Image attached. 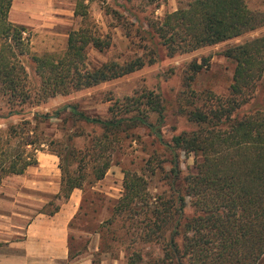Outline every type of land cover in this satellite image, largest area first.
<instances>
[{
  "label": "trees",
  "instance_id": "trees-1",
  "mask_svg": "<svg viewBox=\"0 0 264 264\" xmlns=\"http://www.w3.org/2000/svg\"><path fill=\"white\" fill-rule=\"evenodd\" d=\"M12 1L0 0V29L5 38L0 49V98L11 108L10 114H20L17 106L97 86L145 65V60L137 57L123 64L111 61L91 67L88 46L104 51L111 40L85 26L69 33L62 55L32 54L40 77L35 90L21 60L30 54L23 36L27 27L8 19ZM75 15L87 23V5L81 0ZM149 25L174 55L255 30L264 25V13L250 9L246 0H190ZM224 53L237 63L229 96L211 93L207 99L200 97L202 104L195 106L193 101L181 108L197 128L168 141L162 130L166 106L161 95L152 90L122 101L110 98L109 118L91 115L78 103L64 104L54 115L37 114V122L68 114V118L97 125L103 131L82 148L72 143V135L52 149L60 158L61 187L40 213L54 215L60 209L56 200H68L75 189L84 191L103 179L111 167L112 149L124 135L145 128L166 151L164 161L170 171L164 179L168 187L153 195L146 178L126 171L124 194L113 210L109 227L120 223L126 233L123 235L129 234L136 245L127 264H264V107L242 116L237 113L264 80V35L229 47ZM205 61L190 63L187 86L208 66ZM152 113L157 115L155 122L150 118ZM31 123L8 124L6 135L0 134V183L38 164L37 157L28 152L29 145L40 141L36 134L31 138L29 132L36 133ZM183 153L197 157L195 171L185 177L180 161ZM150 169L155 173L157 168L150 164ZM146 243L158 244L162 257L149 254L145 262L142 247Z\"/></svg>",
  "mask_w": 264,
  "mask_h": 264
},
{
  "label": "rangeland",
  "instance_id": "rangeland-1",
  "mask_svg": "<svg viewBox=\"0 0 264 264\" xmlns=\"http://www.w3.org/2000/svg\"><path fill=\"white\" fill-rule=\"evenodd\" d=\"M78 1L48 0L46 5L54 10L50 11L46 22L25 25L27 29L23 36L30 54L26 53L21 60L29 72L32 88L36 90L40 86V77L35 72L32 54L62 55L67 49L69 33L85 26L93 29L102 38L111 40V46L104 51H99L93 45L88 46V63L91 67H98L111 61L123 64L137 57H142L145 65L130 74L97 86L68 95H57L41 103L35 101L15 107L20 114H10L11 108L0 98V134L6 135L10 124L32 122L29 126L36 129V133L29 132L30 136L32 138L36 134L40 141L34 146L29 145L28 152L35 157L41 152L53 151L52 149L59 147L57 144L59 141L64 142L72 138V135V143L82 148L86 144H91L95 137L103 132L97 125L68 118V114L60 118L51 117L44 122H37L39 120L35 119L37 114L54 115L56 110L67 103H78L81 109L91 115L109 118L110 98L122 101L136 93L152 90L161 95L166 106L167 118L162 130L167 141L176 134L196 129L197 125L183 114L181 108H185L193 101L195 106L200 105L204 102L200 97L207 99L211 93L228 97L234 83L237 63L225 55V50L264 35L263 25L223 42L171 55L149 24L151 20H162L168 13L190 0H81L87 5L89 13L87 23L82 16L75 15ZM246 2L250 9L264 13V0ZM4 41L0 29V49ZM196 60H206L208 66L198 72L187 86L185 78L189 65ZM263 107L264 80L259 82L252 99L242 105L237 113L242 116ZM150 116L155 122L157 115L152 113ZM52 140L55 143L50 144ZM166 157L164 147L156 141L149 130L139 128L131 131L130 136L124 135L123 141L112 149V163L106 176L94 186H87L84 191L82 189L79 191L82 195L81 205L70 222L71 256L59 264H127L128 256L136 245H133V239L129 234L127 237L123 235L126 233L120 223L109 227L113 210L124 194L126 171L146 178L149 192L156 195L168 187L167 180L164 179L166 172L170 171L169 163L164 161L167 160ZM180 161L183 177L195 171L197 157L194 154L183 153ZM59 164L60 158L55 168ZM150 164L156 166L155 173L150 169ZM51 166L52 164L50 168ZM57 174L61 179L60 167ZM13 176L5 177L0 183V197L4 204L1 206L2 210H5V185L12 188L8 182L13 180ZM16 187L17 185H14V188ZM26 201L27 203L21 204V207L31 216H35L44 208V205H39L37 199L26 198ZM62 201L64 200H56L60 205ZM51 208L52 206L46 207V210ZM2 218L5 221V217ZM28 220H30L28 217L24 221L20 219V223L27 225ZM1 228L5 231V225L0 219ZM4 243L5 233H0V246ZM130 244L133 245L131 248ZM142 248L146 253L145 262H148L149 254L156 258L163 255L158 244L146 243Z\"/></svg>",
  "mask_w": 264,
  "mask_h": 264
},
{
  "label": "crops",
  "instance_id": "crops-1",
  "mask_svg": "<svg viewBox=\"0 0 264 264\" xmlns=\"http://www.w3.org/2000/svg\"><path fill=\"white\" fill-rule=\"evenodd\" d=\"M47 1L13 0L8 19L15 24H42L54 10L46 5ZM37 159V165L9 180L12 188L5 185V210L1 209L4 204L0 197V219L5 225V231L0 229V233H5V243L0 246V264H59L69 259L70 222L81 205V189H75L68 200L62 201L54 215L25 213L21 204L27 203L26 198L37 199L39 205H46L55 199L61 187L57 174L59 165L55 168L59 157L51 152H41ZM27 217L30 219L27 225L20 223V219L24 221Z\"/></svg>",
  "mask_w": 264,
  "mask_h": 264
}]
</instances>
